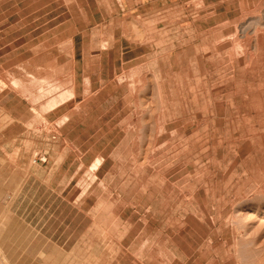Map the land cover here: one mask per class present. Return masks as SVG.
I'll return each instance as SVG.
<instances>
[{
	"label": "rangeland",
	"instance_id": "374dc122",
	"mask_svg": "<svg viewBox=\"0 0 264 264\" xmlns=\"http://www.w3.org/2000/svg\"><path fill=\"white\" fill-rule=\"evenodd\" d=\"M3 258L264 264V0H0Z\"/></svg>",
	"mask_w": 264,
	"mask_h": 264
},
{
	"label": "bare ground",
	"instance_id": "6f19581e",
	"mask_svg": "<svg viewBox=\"0 0 264 264\" xmlns=\"http://www.w3.org/2000/svg\"><path fill=\"white\" fill-rule=\"evenodd\" d=\"M71 87H73V86H71ZM66 89V88H65ZM72 89V88H71ZM70 90V89H69ZM68 90V91H69ZM70 91H73V89L72 90H70ZM69 91V92H70ZM66 93H67V90H66ZM71 93V92H70ZM68 95H69V93H67ZM72 94H74V91L72 92ZM62 95V94H61ZM71 95V94H70ZM62 97V96H61ZM60 96H59V99L61 98ZM64 98V99H63ZM62 99L63 100H65V98H68L67 96L66 97H63ZM58 99V96H57V98H52L51 100H49V103H47L48 104V106H50V107H52V108H50V109H53V108H55V107H57L58 105H60V104H62V99H60L61 101H60V103H59V101H57V100H59ZM66 101V100H65ZM64 101V102H65ZM50 111V110H49ZM100 159H98V160H96L93 164H92V166H91V168L90 169H96L97 168V166H99V163L101 162V161H99ZM3 262H4V264H8L7 263V260L5 259V258H3Z\"/></svg>",
	"mask_w": 264,
	"mask_h": 264
},
{
	"label": "built area",
	"instance_id": "2783aa9c",
	"mask_svg": "<svg viewBox=\"0 0 264 264\" xmlns=\"http://www.w3.org/2000/svg\"><path fill=\"white\" fill-rule=\"evenodd\" d=\"M46 160H47V157L46 156H42V157H40L39 158V162H46Z\"/></svg>",
	"mask_w": 264,
	"mask_h": 264
},
{
	"label": "crops",
	"instance_id": "0c3cea01",
	"mask_svg": "<svg viewBox=\"0 0 264 264\" xmlns=\"http://www.w3.org/2000/svg\"><path fill=\"white\" fill-rule=\"evenodd\" d=\"M56 108V107H55ZM54 109V108H53ZM56 110V109H55ZM54 111V110H53ZM52 112V111H51Z\"/></svg>",
	"mask_w": 264,
	"mask_h": 264
}]
</instances>
